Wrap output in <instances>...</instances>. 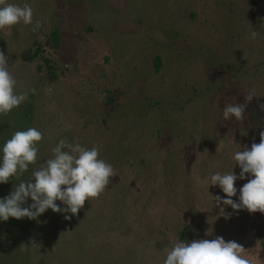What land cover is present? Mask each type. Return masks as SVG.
Segmentation results:
<instances>
[{"label":"rangeland","instance_id":"obj_1","mask_svg":"<svg viewBox=\"0 0 264 264\" xmlns=\"http://www.w3.org/2000/svg\"><path fill=\"white\" fill-rule=\"evenodd\" d=\"M4 3L31 5L33 20L42 21V27L33 32L32 25L21 22L0 30V51L9 57L17 91L29 93L19 107L30 108V117L19 108L1 115L5 124L0 126V143L14 130L34 126L44 135L38 162L32 167H39L52 156L58 141L68 138L89 148L98 146L116 175L71 219L49 209L31 220L26 240L17 236L18 241H3V246L13 248L0 247V264H163L167 250L177 240L183 241V231L195 225L201 226L202 234L184 242L222 236L243 245L242 255L251 264H264V213L215 207L213 197L225 194L219 186L205 183L217 171L239 174L232 154L259 143L264 130V111L259 108L264 103V74L255 75L264 73L260 65L264 33L257 32V26L264 25V0ZM89 21L92 31L87 30ZM226 24L228 32L221 31L219 27ZM55 31L62 39L60 48L53 42ZM253 31L258 34L255 38ZM222 33L240 37L225 50L230 55L222 61L227 71L237 75L219 89L225 74L220 73L217 60L202 57L200 48ZM36 44L41 52L28 59ZM164 44L175 49L166 45L171 51L162 50ZM161 51L165 65L156 77L154 66L146 61ZM120 56L123 62L114 60ZM45 58L51 61L46 63ZM135 66L143 68L135 70ZM211 66L213 71L218 69L214 75ZM206 85L212 86L211 93L204 92ZM33 88L35 92L30 91ZM112 92L117 94L114 104L99 105ZM153 92L156 97L160 93L164 103L183 105L190 99L203 104L201 113L193 115L198 106L193 102L173 117L136 114L141 95ZM249 92L255 97L243 119L224 120L225 104L243 103ZM160 120L166 126L170 121L175 124L161 138L157 136ZM245 183L238 180L237 189ZM13 184L0 185V197L7 196ZM238 195L232 199L238 200ZM220 207L230 219L220 215ZM15 231L12 226L9 233ZM33 238L40 249L30 248L26 254L31 256L21 262L8 261L7 255L24 251L21 246H31Z\"/></svg>","mask_w":264,"mask_h":264},{"label":"clouds","instance_id":"obj_2","mask_svg":"<svg viewBox=\"0 0 264 264\" xmlns=\"http://www.w3.org/2000/svg\"><path fill=\"white\" fill-rule=\"evenodd\" d=\"M21 22L32 25L33 32L42 27V21L33 20L31 5L21 6L0 0V30ZM251 35L255 38L257 32L253 31ZM30 91L35 92V89ZM28 94L27 91H17V80L10 71L9 57L0 51V115L18 108L27 100ZM254 97L255 93L249 92L243 103H226L223 119H243ZM259 108L264 111V103H259ZM43 135L40 129L30 126L13 132L0 144V185L14 181L10 193L0 197V222L9 218L37 220L49 209L71 219L86 201L91 202L92 198L103 193L110 178L116 175L113 165L101 158L98 146L89 148L79 140L68 138L60 139L52 149V156L43 160L39 167H31L38 162L39 142ZM259 135V143L253 142L250 147L245 145L232 154L235 166L241 169L239 174L234 170L217 171L205 179L209 187L219 186L225 194L212 195L215 207L224 205L237 212L246 209L250 213H264V130ZM238 180H247V183L237 189ZM237 195L238 200L232 199ZM220 215L230 219L224 207H220ZM21 248L24 251L40 249L41 244L33 238L31 246L25 244ZM244 249L235 240L226 241L222 236L189 242L177 240L167 250L163 264H251L242 255Z\"/></svg>","mask_w":264,"mask_h":264},{"label":"trees","instance_id":"obj_3","mask_svg":"<svg viewBox=\"0 0 264 264\" xmlns=\"http://www.w3.org/2000/svg\"><path fill=\"white\" fill-rule=\"evenodd\" d=\"M90 15V14H89ZM92 15V14H91ZM101 17H105V16H101ZM100 15H98V18H101ZM90 24L89 26L87 27V30L88 31H92V27H91V21H89ZM264 25L258 27L257 26V32L259 34H262L264 33ZM110 25L108 27V30L110 29ZM219 29L221 31H227L226 29H228V25L226 24V27L225 28H222V27H219ZM219 29H215L214 31L216 30H219ZM228 32V31H227ZM53 42L56 43L55 47L57 48H60V45H59V42L62 41L61 39V36H60V33L58 31H55L53 34ZM258 35V34H257ZM215 38V42H213L212 40L209 41V45H203L201 48H200V51L202 55V57H206L207 60H217L216 62L218 63V69L220 70L222 68V71L220 72L221 74H225V79H224V82L222 83L221 86H218V88L222 89L225 87V84H228L230 83L229 80L231 78H235V76L237 75V72L235 71V73L233 71H227L229 69L225 68V65L224 63L222 62L224 60L223 57H227L229 56L230 54L228 52H226L225 50L228 49V47H232L233 45H235V42L238 40L236 38L240 37L238 34H232L231 33V36H229L228 34H225V33H222L218 36H213ZM61 44V43H60ZM165 45V46H164ZM163 45V49L164 50L168 45L169 47L171 46L172 48L175 49V47L171 44H164ZM168 49V51H171L168 47L166 48ZM41 52V46L39 44H36L35 45V48L32 49V55H30L29 57H27L28 59H32L34 57H36L39 53ZM116 56V55H115ZM164 51H161V52H156V55L150 60L146 61L147 64L150 66H154L152 68H154V73L156 74V77H157V74L160 73L161 71V68L163 66V64L165 65L164 63ZM122 56L120 57H114V60L115 61H122L121 58ZM51 60L50 59H46L45 58V62H50ZM123 62V61H122ZM216 64V63H215ZM124 65L125 62H124ZM167 65V64H166ZM260 65H264V62L261 63ZM213 67V66H211ZM137 68H143V67H139V66H135V70H137ZM215 68V66L210 69L211 71H213ZM217 69V70H218ZM227 69V70H226ZM216 71H213L211 74H216ZM120 71V70H119ZM257 72V71H256ZM236 74V75H234ZM264 73L262 72H259V73H255V75H263ZM234 75V76H233ZM211 76V75H210ZM217 78V77H215ZM130 86L127 87V89H129ZM132 87V86H131ZM212 88V86L210 85H206L205 88H204V92H210V89ZM216 88V87H215ZM108 90V89H107ZM195 92H198V88L195 87L194 88ZM212 90V89H211ZM214 90V89H213ZM106 91V90H105ZM109 92V91H108ZM155 92H157L155 90ZM155 94V95H154ZM160 94V93H159ZM158 94V97H156V93H152L150 95H147V96H144V95H141L142 96V99L140 98V103L142 104L140 107H138L137 111H136V114H139L142 115L143 117H173L175 113H181L186 106L188 105H191L193 102L194 104H197V109L195 111V113L193 115H195V117L199 116V114L201 113V109H202V105L198 104L196 101H193V100H190V99H187L183 105H177L178 102H175L176 104H172V102L170 103H164V101H162V97ZM121 95V94H119ZM178 96V95H177ZM117 97V94L115 92H112L110 93L108 96L105 97V100L104 102L100 103L99 105L103 106V107H106L108 108L109 106H112L114 104V98ZM202 97V96H201ZM200 97V98H201ZM208 97V96H207ZM75 107V106H74ZM19 109H21L22 111L25 112V115H28V112L30 111V108H26V109H23L21 107H18ZM153 110H156L155 113H153L154 111ZM146 112V113H145ZM150 112V113H149ZM142 113H145V115H143ZM30 117V115H28ZM157 121V120H156ZM155 121V122H156ZM187 123H190L188 120H186ZM4 120H2V117L0 115V126H4ZM157 124L159 125V129H157V131H159V134H157V136L159 138H161V136L163 137L162 133H165L166 131H172L174 129V121H170L169 124L166 126L164 123L161 122V120L159 122H157ZM184 124H185V120H184ZM10 126H12L13 128V125H12V122H10ZM15 132V130H14ZM155 133H153L154 135ZM2 144V143H0ZM32 167V166H31ZM14 181H9V183L7 184H13ZM30 225H31V220L28 219V218H23V219H20V220H17L16 218H9L8 221H4V222H0V247L5 251L7 249H12L13 247L8 245V246H3V241H9V240H15V241H18L20 240V237L22 236L23 239H25V237L27 236V234L29 233V228H30ZM15 227V234H10V230H11V227ZM28 232V233H27ZM184 233V231H183ZM19 237V239L17 240L16 237ZM26 240V239H25ZM14 245V244H13ZM3 246V247H2ZM2 250H0L1 252ZM23 255V256H22ZM8 256V261L11 262V261H20L21 262V258H25V257H29L31 256L30 253H27L26 254V251H22L20 249H17L16 253L14 254H10V255H7ZM2 264H6V263H3L1 262ZM43 263H45V260L43 261Z\"/></svg>","mask_w":264,"mask_h":264},{"label":"water","instance_id":"obj_4","mask_svg":"<svg viewBox=\"0 0 264 264\" xmlns=\"http://www.w3.org/2000/svg\"><path fill=\"white\" fill-rule=\"evenodd\" d=\"M195 234H202V228L199 225L191 226L184 232V238L183 241L188 240L192 238Z\"/></svg>","mask_w":264,"mask_h":264}]
</instances>
